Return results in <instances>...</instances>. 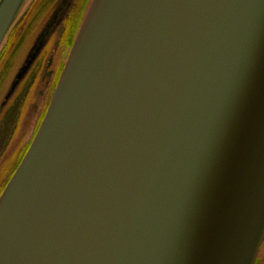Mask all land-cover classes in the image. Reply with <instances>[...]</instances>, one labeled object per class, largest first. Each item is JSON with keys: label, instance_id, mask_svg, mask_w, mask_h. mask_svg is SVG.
I'll return each instance as SVG.
<instances>
[{"label": "water", "instance_id": "1", "mask_svg": "<svg viewBox=\"0 0 264 264\" xmlns=\"http://www.w3.org/2000/svg\"><path fill=\"white\" fill-rule=\"evenodd\" d=\"M263 239L264 0H91L0 193V264H254Z\"/></svg>", "mask_w": 264, "mask_h": 264}, {"label": "flooded vegetation", "instance_id": "2", "mask_svg": "<svg viewBox=\"0 0 264 264\" xmlns=\"http://www.w3.org/2000/svg\"><path fill=\"white\" fill-rule=\"evenodd\" d=\"M90 0H26L0 43V193L27 150Z\"/></svg>", "mask_w": 264, "mask_h": 264}, {"label": "rangeland", "instance_id": "3", "mask_svg": "<svg viewBox=\"0 0 264 264\" xmlns=\"http://www.w3.org/2000/svg\"><path fill=\"white\" fill-rule=\"evenodd\" d=\"M20 10H21V9H20ZM258 254H259V256H260V259L258 260L259 263H260V262H262L263 259H264V240H263V243H262V245H261V247H260V249H259ZM258 254H257V255H258Z\"/></svg>", "mask_w": 264, "mask_h": 264}, {"label": "trees", "instance_id": "4", "mask_svg": "<svg viewBox=\"0 0 264 264\" xmlns=\"http://www.w3.org/2000/svg\"><path fill=\"white\" fill-rule=\"evenodd\" d=\"M259 259H260V256H259V254H258L257 257H256L255 264H264V259H263V261L260 262V263H259V261H258Z\"/></svg>", "mask_w": 264, "mask_h": 264}]
</instances>
